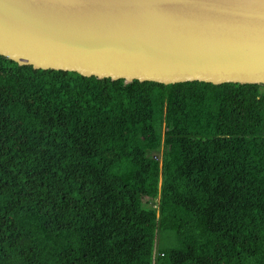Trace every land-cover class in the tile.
Wrapping results in <instances>:
<instances>
[{"label":"trees","instance_id":"obj_1","mask_svg":"<svg viewBox=\"0 0 264 264\" xmlns=\"http://www.w3.org/2000/svg\"><path fill=\"white\" fill-rule=\"evenodd\" d=\"M0 264H264V87L0 56Z\"/></svg>","mask_w":264,"mask_h":264},{"label":"water","instance_id":"obj_2","mask_svg":"<svg viewBox=\"0 0 264 264\" xmlns=\"http://www.w3.org/2000/svg\"><path fill=\"white\" fill-rule=\"evenodd\" d=\"M0 56L124 84L264 87V0H0Z\"/></svg>","mask_w":264,"mask_h":264}]
</instances>
